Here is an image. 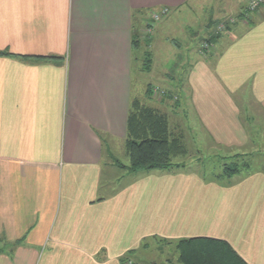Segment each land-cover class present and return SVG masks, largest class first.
Returning a JSON list of instances; mask_svg holds the SVG:
<instances>
[{
	"label": "crops",
	"instance_id": "0c3cea01",
	"mask_svg": "<svg viewBox=\"0 0 264 264\" xmlns=\"http://www.w3.org/2000/svg\"><path fill=\"white\" fill-rule=\"evenodd\" d=\"M199 6L202 40L216 21L235 22L210 53L193 52L189 132L208 149L264 148V3L247 12L243 0H0V264H121L153 235L221 239L264 264L263 168L229 184L191 170L125 180L112 161L126 154L136 53L152 51L171 13Z\"/></svg>",
	"mask_w": 264,
	"mask_h": 264
},
{
	"label": "rangeland",
	"instance_id": "374dc122",
	"mask_svg": "<svg viewBox=\"0 0 264 264\" xmlns=\"http://www.w3.org/2000/svg\"><path fill=\"white\" fill-rule=\"evenodd\" d=\"M246 11L248 12V10ZM205 13H207V8H205L203 12L201 6L195 8L190 7V9L185 8L178 14L175 13L173 15V13H171L156 32L153 30L154 40L151 44L152 46H150L152 47V51L151 48H145V50L140 49V51L136 53L134 67L138 70L135 72L133 71L132 74V92L134 97H138L141 100L144 96L141 95V89L144 87L145 90V82H151L152 99L146 97L141 101L145 104L157 105V107L166 114L170 129L172 128L174 132L182 134L188 154L186 157L178 158L177 161L185 162L188 170L202 174L201 176L204 177L203 179L206 182L216 181L218 183H226L224 180L221 181L216 179L212 174V168L214 167V170H218L217 168L220 163L218 162L219 159L215 157L219 158V156H221L222 158L231 159L235 154H240L243 158H238V160L251 158L249 159L251 171L256 170L258 167L264 169V148H250L245 151L233 149L220 150L217 148L208 149L204 148L203 145L200 146V143H197L191 136L192 133L189 132L191 128L187 123V108H185L186 104L182 99L186 94L185 78L189 70V65L192 63L193 54L196 53L198 45V50L203 53L201 51L203 49L202 44L204 46V41L206 38L210 37L209 35L213 28L215 32H219L218 29L225 31L227 26L235 22V17L233 16L226 18L224 22L223 20L216 21L212 25V30L206 33L202 40V30L200 28L206 17ZM158 24L159 21L157 22V25ZM151 27L152 24L149 23L143 30L139 29V36L142 37L143 35V37H146L147 35L145 34H147V30ZM207 28L209 29L210 27L208 26ZM148 34L150 36V32H148ZM143 50H148L150 52V59L153 61V64L149 70H142V72L140 70V73H137V71L139 72V67H142ZM120 150L114 151L115 157H112V161L115 166L120 169L119 172L125 174V180H127L129 177L132 178L131 175H127L132 172L126 167L122 168L119 165L128 164V156L121 153ZM241 152L248 153L242 154ZM144 173L145 172H139L135 174H138L137 176L139 177L144 175ZM239 177L240 175H235L233 180L235 181V179ZM152 237H154V235L145 237L142 240V244L138 246L137 249L135 248L136 251L134 252V256L138 257V264H181L177 259L178 252L175 247L176 241H163L158 238L153 239ZM143 243H145L146 246H143Z\"/></svg>",
	"mask_w": 264,
	"mask_h": 264
},
{
	"label": "trees",
	"instance_id": "16d2710c",
	"mask_svg": "<svg viewBox=\"0 0 264 264\" xmlns=\"http://www.w3.org/2000/svg\"><path fill=\"white\" fill-rule=\"evenodd\" d=\"M211 30L210 27L209 31ZM218 30L219 32H215L213 28V33L204 41L207 47L202 44L203 49L201 51L203 54L212 51L214 41L220 35L221 30ZM148 32L142 40L139 35L133 37V50L138 51L141 48V41L148 43L150 37ZM142 56L141 70L147 71L151 66L150 52L146 50ZM151 90V83H149L145 90L143 89L141 92V95H144L143 98L150 99ZM141 100L138 97H133L129 102L125 137L128 164L119 165L122 168L126 167L133 174L151 170H188L185 162L177 161L178 158L186 157L188 154L182 134L174 132L172 128L170 129L166 114L157 105L145 104ZM232 157L231 159L222 158L221 156L219 158L215 157L220 162L218 170L215 169V171L213 167V173L211 171L216 179L230 183L235 175L251 171L249 163L251 158L238 160V158H243L240 154H235ZM161 240L167 241L165 239ZM143 246H146V244L143 243ZM175 247L178 252V262L181 264H247L226 241L221 239L208 237L182 238L175 242ZM135 251V249L127 251L121 257V264H138V257L134 256Z\"/></svg>",
	"mask_w": 264,
	"mask_h": 264
},
{
	"label": "built area",
	"instance_id": "2783aa9c",
	"mask_svg": "<svg viewBox=\"0 0 264 264\" xmlns=\"http://www.w3.org/2000/svg\"><path fill=\"white\" fill-rule=\"evenodd\" d=\"M243 1H244L245 9L248 10V11L255 10V9H257L258 7H260L264 3V0H243ZM167 12H168V9L167 8H163L159 12L152 13L151 14V20L156 21L161 16L165 15ZM149 30H150V28L147 31H149ZM205 47H207L206 44H205Z\"/></svg>",
	"mask_w": 264,
	"mask_h": 264
}]
</instances>
